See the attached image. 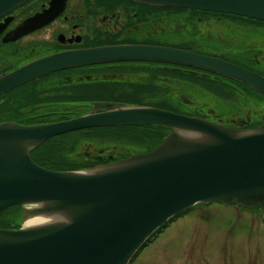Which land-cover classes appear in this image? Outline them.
Here are the masks:
<instances>
[{"label":"water","instance_id":"water-1","mask_svg":"<svg viewBox=\"0 0 264 264\" xmlns=\"http://www.w3.org/2000/svg\"><path fill=\"white\" fill-rule=\"evenodd\" d=\"M28 0H0V18ZM264 21V0H133ZM64 4V2H63ZM61 0L21 22L4 41L49 23ZM11 17L0 23V33ZM155 60L203 69L264 95V75L223 58L165 45L102 46L65 51L0 76V95L54 70L112 60ZM108 109L24 125L0 122V212L23 207V220L0 227V264H128L171 218L198 203L259 205L264 214V112L253 128L226 126L159 107L99 104ZM110 125L170 129L150 151L78 170L37 164L31 151L67 132Z\"/></svg>","mask_w":264,"mask_h":264},{"label":"flooded vegetation","instance_id":"flooded-vegetation-1","mask_svg":"<svg viewBox=\"0 0 264 264\" xmlns=\"http://www.w3.org/2000/svg\"><path fill=\"white\" fill-rule=\"evenodd\" d=\"M52 1L28 0L0 18V23H3L11 17L0 33V76L65 51L120 45L183 48L214 55L264 75V48H261L258 26H244L240 23L242 19H233L220 12L148 6L133 0H61L63 7L49 23L4 41L5 36L21 22L50 7ZM243 83L203 69L155 60L93 62L54 70L1 94L0 122L32 125L58 121L93 112L94 109H108L105 106L108 103L158 107L165 97L180 102L176 98L185 93L211 98L212 94L216 97L237 94L254 98L256 91ZM181 98H187V101H182L197 109H217L211 105L197 106V102L186 96ZM263 112L264 109L256 113L250 109L243 117L232 118H221L211 113L205 118L226 126L253 128L262 123ZM79 130L85 133L80 137L81 141H91L86 142L89 145L97 142L107 144L85 156L97 162L96 166L118 160L116 157L123 158L124 153L125 157L129 156L132 152H126L119 146L139 147L148 140V129L143 125H110ZM110 144L115 146L106 147ZM145 151L150 150L140 149L135 153ZM211 203L204 205L210 206ZM228 204L254 209L264 221L263 211L258 205Z\"/></svg>","mask_w":264,"mask_h":264},{"label":"rangeland","instance_id":"rangeland-1","mask_svg":"<svg viewBox=\"0 0 264 264\" xmlns=\"http://www.w3.org/2000/svg\"><path fill=\"white\" fill-rule=\"evenodd\" d=\"M240 23L245 26L249 24ZM259 29L261 48H264V37H261L264 36V27ZM235 95L216 97L212 94L211 98L185 93L176 98L180 102L171 101L169 105L189 112L196 110L203 114L213 113L221 118L242 116L250 109L254 113L264 109L262 97ZM181 96L189 97L197 102V106L211 105L217 109H211L213 112L209 109H197L182 101L187 98ZM156 139L155 137L154 141ZM86 142L91 141L80 142L69 157H83L87 153H94L99 146L107 145L97 141L98 144L93 143L94 145ZM113 146L115 145L110 144L106 147ZM122 146L126 145L119 147ZM0 219L1 225L7 226H21L25 222L23 211L19 210H10L1 215ZM128 264H264V221L254 209L214 201L210 206L197 207L171 222Z\"/></svg>","mask_w":264,"mask_h":264},{"label":"trees","instance_id":"trees-1","mask_svg":"<svg viewBox=\"0 0 264 264\" xmlns=\"http://www.w3.org/2000/svg\"><path fill=\"white\" fill-rule=\"evenodd\" d=\"M148 6H150V5H148ZM166 8H174V7H166ZM175 9H183V8H175ZM207 12L215 13V14L219 13V12H213V11H207ZM222 15L229 16V17H231L233 19L240 18V19H242V21L244 23H249L251 25H255V26H258V27H264V21L248 18V17H245V16L229 14V13H222ZM261 37H264V36H261ZM255 93H256L255 94L256 97L258 96V97L264 98V95H262V94H260L258 92H255ZM171 101L168 100V98L165 97L164 101H161L160 103H158L157 106L161 107V108H166V109L178 111V112H181V113L189 114V115H200L202 117H208V115H209V114L197 113V111L189 112V111H185V110H180L176 106H173V107L170 106L169 102H171ZM209 110H211V109H209ZM210 112H213V111L211 110ZM143 126L148 129V136H147L148 140L146 141V144L141 146L139 149H138V147H136L134 145L122 146V149L125 148L124 151H126V152L132 151L129 154H131V153L133 154L135 152H138L140 149H142V150H152V149H154L157 146V144H159L163 140L164 136L170 132V129H168L165 126H159V125H143ZM82 132H83L82 130L73 131V132L65 133V134H62V135L47 139L40 146L34 148L31 151L32 159L39 165H42V166H45V167H49V168H54V169H57V170H78V169H85L86 167L90 168V167L96 166L95 164L97 162L92 161V159H89V158L86 159L87 157H85V156L76 157V158L69 157V155L74 152L73 150L75 149V147L80 142L83 141V140L81 141L80 137L82 135H84L85 133H82ZM155 137L157 138L156 141H154ZM130 147H131V149H130ZM124 154H123V156L125 157ZM116 158L120 159L119 157H116ZM217 202H220V200H217ZM233 203H237V202L233 201ZM202 205H204V203H198L194 207L197 208V207H201ZM194 207L191 210H194L195 209ZM22 209H23V207L21 205H14V206L8 207V208H6V209H4V210H2L0 212V217H1V215L5 214L6 212H9L10 210H19L21 212V211H23ZM189 211L190 210L185 211V212L181 213L180 215H178V216H176L174 218H171L168 221V223H166L163 227L159 228L148 239L147 243L144 244L143 247L148 245V243L152 242L158 236V234L163 231V229L165 227L169 226V224L171 222H173L178 217H180L181 215L186 214ZM1 224L2 223H1V219H0V227H7V228L8 227L9 228H19L20 227V226H17V225H12V226L8 225L7 226V225H1Z\"/></svg>","mask_w":264,"mask_h":264},{"label":"bare ground","instance_id":"bare-ground-1","mask_svg":"<svg viewBox=\"0 0 264 264\" xmlns=\"http://www.w3.org/2000/svg\"><path fill=\"white\" fill-rule=\"evenodd\" d=\"M45 221L42 218H38V217H34V218H29L25 221V226H30V225H34V224H38Z\"/></svg>","mask_w":264,"mask_h":264}]
</instances>
